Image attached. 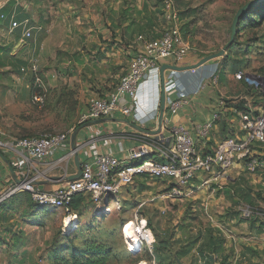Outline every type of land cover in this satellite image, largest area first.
Returning a JSON list of instances; mask_svg holds the SVG:
<instances>
[{"label": "rangeland", "instance_id": "obj_1", "mask_svg": "<svg viewBox=\"0 0 264 264\" xmlns=\"http://www.w3.org/2000/svg\"><path fill=\"white\" fill-rule=\"evenodd\" d=\"M146 1L150 7L158 4V0ZM248 1L176 0L177 9L184 14L181 27L192 48L191 59L196 62L224 49L231 41L236 13ZM11 3H19L17 6L24 11L20 17L32 22L38 21L40 12L45 13L40 19L42 24L38 22L44 28L20 50L23 45L10 40L14 32L9 33L6 25L0 27V91L11 88L10 93L0 94V113L5 120L0 130L11 138L73 133L90 98L115 91L138 50V36L151 33L145 17L149 11L143 8L142 0H9L7 5ZM170 25L162 19L155 32L160 34ZM240 27L230 46L236 47L217 58L220 86L233 91L232 96L245 94L246 83L252 82L256 73L264 75V16L256 22L248 16ZM100 29H107V34L100 33ZM36 58L39 75L48 87L43 107L32 101L36 78L21 70V62ZM239 70L246 73L241 83L235 80ZM224 122L222 118L219 124ZM234 176L235 186L244 185L245 190L256 187L252 218L264 217V175L235 172ZM170 186V181L163 178L136 180V185L111 201L110 209L99 208L90 195L86 196L80 218L67 231L66 218L71 211L33 206L26 193H17L0 206V264L51 263L52 247L60 240L67 241L58 237L61 231H76L72 239L76 245L86 238L104 242L114 252V264H153L154 258L145 245L128 244L130 250L126 246L123 227L128 221L138 225L142 218L147 219L155 239L168 238L171 250L177 252L182 244L176 241L182 240L181 235L191 238L200 228L215 224L210 215L216 220L220 215L218 209L205 204L201 191L192 197L166 199ZM244 191L236 192L231 201L219 194L211 200L222 196L229 205L228 215L236 214L232 202L245 201ZM237 210L242 216L239 206ZM193 250L182 259L184 264L200 257L196 248Z\"/></svg>", "mask_w": 264, "mask_h": 264}, {"label": "built area", "instance_id": "obj_2", "mask_svg": "<svg viewBox=\"0 0 264 264\" xmlns=\"http://www.w3.org/2000/svg\"><path fill=\"white\" fill-rule=\"evenodd\" d=\"M4 1L0 0L1 19L8 18L2 12ZM162 5L171 25L159 37L138 36L137 41L141 46L131 58L115 91L107 96L90 98L87 111L78 122L83 125L120 112L131 117L141 127L152 123L158 127L164 86L165 111L161 130L156 134L138 133V144L129 149L126 160L112 152L101 153L92 146V155L82 163L81 176L54 190L39 187V172L35 175L33 172L38 171V163L70 140L72 133L26 136L6 141L0 132V151L14 154L15 166L23 176L21 181L0 186V206L13 195L28 192L38 207L70 212L74 196L82 193L90 195L99 208L110 209L111 201L117 200L126 189L136 185L138 177L171 181L164 197L177 200L205 188L222 193L228 185L236 182L235 172L264 175V75L256 73L254 80L246 83L247 88L251 89L250 93L221 98L211 118L197 128L198 137L207 138L222 118L226 122L227 135L219 139L211 150L202 151L197 136L186 125L170 124L168 114H177L183 104L189 102L192 94L201 91L207 83L218 84L219 69L218 63H212L214 59L186 70H175L168 66L162 73L163 64L187 66L200 61H188L192 48L182 33V19L176 0H162ZM10 18L11 31L22 29L17 42L19 46L31 39L35 31H41V27L32 24L30 19L18 20L15 13ZM21 70L36 78L32 101L43 107L48 97V87L39 75L37 60L30 59ZM187 73L198 75L197 86L193 91L183 79ZM245 79V71L236 72L237 82H244ZM239 210L244 219H251L254 214V207L246 203L241 204ZM72 215L69 213V216ZM135 227L141 235V246L145 245L154 258L153 264H157L154 255L156 239L153 230L148 227L147 219L142 218L138 225L135 223ZM143 231L152 233L153 239L149 240ZM126 246L129 249L127 242Z\"/></svg>", "mask_w": 264, "mask_h": 264}, {"label": "crops", "instance_id": "obj_3", "mask_svg": "<svg viewBox=\"0 0 264 264\" xmlns=\"http://www.w3.org/2000/svg\"><path fill=\"white\" fill-rule=\"evenodd\" d=\"M7 4H9V0L4 1L2 12L5 13L9 19L6 22V26L8 27L7 30H9V33L14 32V36H12L10 40L15 41V44L17 45L18 39L22 35V29L17 28L11 32L10 17L15 13L16 19L20 20V15L24 14V11H22L17 6L19 3H16V6L14 3H11L10 5L12 7ZM142 4L143 8L146 9V5L149 3L146 0H142ZM148 6L149 8L146 9L149 11L147 15L156 8L155 6ZM44 14L45 13L43 12L39 13L40 16L38 21L35 19V21L32 22V19H30L31 23L41 27V30L44 27H42L39 23H41L40 19ZM147 15H145V17H147ZM0 27H3V24H0ZM40 32L41 31H35L34 35ZM99 32L107 34V29H100ZM25 44L20 48V50L25 46ZM140 46L141 45L139 43L137 49H139ZM36 60L38 61V58H36ZM218 60L219 59H216L212 61V63L217 64L220 62ZM188 61L191 63L194 62V59H189ZM197 77L198 75H194L192 73L183 75V79L186 80L187 83L186 85L192 91L197 86ZM8 89L9 90L7 91L10 93L11 88L8 87ZM7 91L4 88L2 91H0V94L3 95V93H7ZM234 94L235 93L233 91L224 90L220 86V78L218 84L216 85H214L212 82H209L204 86V88L201 89V91L196 94H192L189 102L183 104L177 114H168L170 124L186 125L192 131V133L197 136L198 145L201 150H211V148L219 139L227 135L228 126L226 122L220 124L218 123L207 138H199L197 135V128L211 118L212 113L217 108L221 98H233L235 97L232 96ZM86 111L87 107L84 108L82 114ZM0 117L2 118V122H0L1 129L3 126L2 124L5 121L3 120V113H0ZM157 128L158 127L155 123L149 124L146 127H141L136 124L131 117L125 116L120 112H115L111 117H104L88 122L87 124H83L79 127V131L76 136V146L78 148L79 161L82 165L84 161L90 158L92 155V146H95V148L101 153L112 152L120 159L126 160L128 158L129 149L138 144V133H151V130H155ZM1 133L3 134V138L6 141H11L13 139V137L11 138L4 131H1ZM72 150L70 138V140H68L59 149L55 150L50 157L36 165L38 171H34L33 173L35 175L37 172H39V178L37 179L39 187L44 190H54L65 186L69 181H71L69 180V177L78 174L77 158L75 151L73 150L74 153H72ZM1 153L8 160V162L0 157V186L10 185L13 182L23 180L21 171L15 166L14 154L9 151H1ZM64 156L66 157L60 160ZM9 163L12 165L15 174L12 173ZM147 178L148 177H138L136 180L143 181ZM167 181L169 182V180ZM235 185V182L231 183L228 185L226 191L222 193L213 190V188H205L200 190L201 194H203V200L206 201L205 204L211 208H215L216 210L218 209V212L220 213V215L217 217L218 220H216L214 216L210 215V217L213 218L212 221H215V224L213 223L212 225H214V228H216L218 234L225 238V244L221 252L214 254V256L219 260L217 264H221L222 258L227 259L225 264H264V217L255 216V218L244 219L240 214L237 213V208L238 206L240 207L241 204L246 203L253 207L256 206L251 205L243 200L240 201L239 204L233 201L232 203L234 205L232 209L237 211L236 214L234 213L228 215V212H226L229 205H226V202H224L222 196L224 195L231 201L232 196L237 192V190H240L241 188L243 189L244 186L240 185L241 187H239L238 185ZM255 189V186L250 188V190H252L251 194L253 201H255L256 196ZM261 189L262 187H260L259 190ZM218 194L222 195L219 197V200H211V197H215V195ZM14 204L12 206H15ZM222 220L225 221L223 223H225L226 226H224L223 223L220 224V221ZM196 235L197 233L192 235L191 238L186 235H181L182 240L179 241L182 244H187L192 241ZM192 252H194V250H192ZM197 254L199 255L198 251ZM198 262L203 264L204 260L201 257H198Z\"/></svg>", "mask_w": 264, "mask_h": 264}, {"label": "trees", "instance_id": "obj_4", "mask_svg": "<svg viewBox=\"0 0 264 264\" xmlns=\"http://www.w3.org/2000/svg\"><path fill=\"white\" fill-rule=\"evenodd\" d=\"M155 9L152 10L147 16V26L148 29L151 30L149 34V38H156L161 35L158 34L156 29L159 27L161 20H165V13L163 10L162 0H158V4L155 5ZM149 6L146 5V9ZM184 14L180 12V18L183 19ZM250 16L251 22H256L258 18L264 16V1L253 6L251 9L246 11L240 19L238 24L237 31H241V24L245 22L246 18ZM9 19H1L0 24L6 25ZM21 20V18H20ZM183 31V27H181ZM186 39V37L184 36ZM187 40V39H186ZM236 47L233 45L229 52L232 51V48ZM226 61V58L224 59ZM23 65H26L27 62H21ZM251 89L247 88V93H250ZM81 125L79 124L78 127ZM1 152V151H0ZM245 190V189H240ZM26 193L31 200L33 206H36L34 203L30 193L28 192H20ZM252 190L247 189L244 191V200L245 202L254 205ZM260 193H258L259 195ZM86 203V195L77 194L74 196L71 202V213L77 214L80 218V210L83 205ZM239 212V211H238ZM237 212V213H238ZM240 213V212H239ZM238 213V214H239ZM76 231H71L68 234H64L62 231L60 232L58 237L64 238L67 241H62L52 247V253L54 254V258L49 264H114V252L108 247L104 242H98L95 239L86 238L82 241L81 245H76L73 242V237ZM179 242L180 241H176ZM182 244V243H181ZM225 244V238L222 235L218 234V231L212 226L208 225L206 227H202L199 229L197 235L194 237L192 241L187 244H182L181 248L176 252L172 251V244L168 238L159 240L156 239L155 244V257L159 264H178V260L184 259L190 255L194 248L197 249L199 256L204 260L203 264H217L219 262L218 258L214 256V254H218L221 252L222 248ZM226 258H222L221 264L226 263ZM188 264H200L198 262V257H196L193 261H190Z\"/></svg>", "mask_w": 264, "mask_h": 264}, {"label": "water", "instance_id": "obj_5", "mask_svg": "<svg viewBox=\"0 0 264 264\" xmlns=\"http://www.w3.org/2000/svg\"><path fill=\"white\" fill-rule=\"evenodd\" d=\"M264 0H250L247 3H245L236 13L235 18L233 20V24H232V38L231 41L224 47L223 50H221L218 53L203 57L199 62H197L194 65H187V66H178V65H168V64H163L162 66V73L164 72V69L168 66L172 67L175 70H186L189 68H194V67H198L200 65H202L203 63H206L210 60H214L220 57H223L225 52L227 51L228 48H230V46L233 44L235 35L237 33V28H238V24L240 22L241 17L243 16V14L248 11L249 9H251L253 6L263 2ZM163 77V74H162ZM164 111H165V91H164V86L162 88V106H161V113H160V117H159V121H158V128L155 130H151V133H158L161 130L162 127V122H163V117H164ZM79 131V127H77L75 129V131L72 133V137H71V144H72V149L75 151V155L77 158V168H78V174L69 177V180H75L78 179L81 176L82 173V165L79 161V157H78V148L76 146V136L77 133ZM0 157H2L4 160H6L8 162V160L3 156V154L0 152ZM9 167L12 171L13 174H15V171L12 167V165L9 163ZM178 264H184L181 260H178ZM214 264V263H213Z\"/></svg>", "mask_w": 264, "mask_h": 264}, {"label": "bare ground", "instance_id": "obj_6", "mask_svg": "<svg viewBox=\"0 0 264 264\" xmlns=\"http://www.w3.org/2000/svg\"><path fill=\"white\" fill-rule=\"evenodd\" d=\"M75 215V216H73ZM72 216H69L66 218V231L71 227V225L79 219L76 214H73ZM144 232V231H143ZM123 234L125 236V239L127 240L128 244H139L141 245V235H139L136 231L135 223L134 221L130 220L127 222L126 227L123 230ZM144 235L147 236L149 240L153 239V234L149 231L144 232ZM140 264H148L146 261H142Z\"/></svg>", "mask_w": 264, "mask_h": 264}]
</instances>
